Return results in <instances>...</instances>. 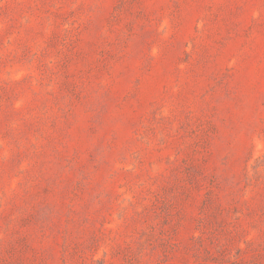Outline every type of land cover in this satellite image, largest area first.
Returning a JSON list of instances; mask_svg holds the SVG:
<instances>
[{"label":"rangeland","instance_id":"1","mask_svg":"<svg viewBox=\"0 0 264 264\" xmlns=\"http://www.w3.org/2000/svg\"><path fill=\"white\" fill-rule=\"evenodd\" d=\"M0 264H264V0H0Z\"/></svg>","mask_w":264,"mask_h":264}]
</instances>
